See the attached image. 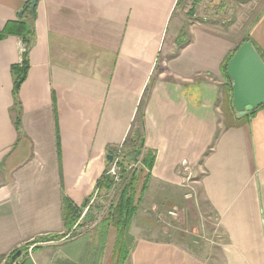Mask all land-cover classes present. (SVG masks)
<instances>
[{
	"label": "crops",
	"instance_id": "1",
	"mask_svg": "<svg viewBox=\"0 0 264 264\" xmlns=\"http://www.w3.org/2000/svg\"><path fill=\"white\" fill-rule=\"evenodd\" d=\"M29 1L0 0V32ZM179 3L39 0L18 105L11 68L21 62V43L0 39V257L63 233L62 195L78 207L91 201L109 152L134 150L140 128V157L155 160L124 264H264V104L238 117L232 81L221 72L246 41L264 57V0H234L231 8L229 0H205L236 18L200 19L197 11L186 30ZM244 7L257 11L241 27ZM193 201L208 212L211 231L196 221ZM173 210L177 219L154 223ZM81 245L68 241L30 260L96 263L95 249Z\"/></svg>",
	"mask_w": 264,
	"mask_h": 264
},
{
	"label": "rangeland",
	"instance_id": "2",
	"mask_svg": "<svg viewBox=\"0 0 264 264\" xmlns=\"http://www.w3.org/2000/svg\"><path fill=\"white\" fill-rule=\"evenodd\" d=\"M196 1L197 0H180L179 7H178L179 9L177 10V14L182 18L183 29L185 30L189 25V21L198 19L197 11H199V13L201 14L200 19H203V18L208 19V20L214 19V15L218 14L217 18L219 19L225 18V21H228V23H232L233 19L236 18L234 17V15L231 16L232 10L230 11V16H227V12L229 10L222 11L220 10L221 8H217L215 6L214 8L204 7L205 0L202 3L200 2V4H196L195 3ZM229 1H230L229 8H231L232 6L231 3L234 0L233 1L229 0ZM244 1L245 0H241V2H244ZM199 7L201 8L198 9ZM256 11L257 10L249 9L245 7L243 10H241V17L239 18L241 20V27H243L244 24L246 25L247 21H249L255 15ZM194 14L196 15V17H194ZM246 16H248L249 18L246 19ZM235 28H237V26H235ZM109 156L112 157V160L110 162L106 160L107 162H106V167L104 170L105 172L103 173V175L106 174L110 178V181L112 182L111 188L109 190H106L104 187H101L99 189L96 188L97 194L95 198L92 199L93 201H90L89 199L86 202L87 205L81 215V218L75 223V225L69 231L66 238L60 239L58 241L47 242L48 239L53 238V237L56 238L58 236L42 235L40 237H37L33 241L26 243L25 245H22L21 247H18L17 249L21 250L22 253H21L20 258L17 259L16 264H30L31 263V260H30L31 252L43 250L51 254V253L57 252L56 249L58 247L60 248L63 247V245L67 244L68 241L69 242L77 241V245L79 246L82 244L81 248L83 249L94 248L95 249L94 255H92V257L95 258L96 263H93V264H113L114 260H112V254H113V248H114L117 235L115 231L111 228L112 226L110 227L109 225L110 222L108 223L109 226L106 227V226H103L104 223L102 221H104L107 218L106 216L109 214L110 208L116 205L117 200H118L119 191L122 189L125 183L130 179L131 174L135 170H138L139 168H141V165H142L141 160L140 161L138 160L140 158L142 159V157H139V159H137L138 162L136 161L132 165V164H129L127 161L122 160V156H123L122 154L120 162H118V165L116 167V175L119 181L117 180L114 181V178L112 177V175L108 173L112 169L113 162L115 161V158H116L114 149H112L109 152ZM121 165L123 166L124 171L120 169V167H122ZM194 203L195 202L193 201L192 207L194 208V211L196 214L195 215L196 221L198 220L199 223L203 222L204 225L207 221V228L210 229L209 231H211V228H213V225H212L211 219L208 218L207 216L208 212L206 210H203L204 212L198 211L197 206H194ZM173 211L176 214L175 216H171L168 213H163V214H160L158 218L157 217L154 218V223L155 224L161 223L163 225L162 221H164L166 218L177 219L179 217L178 212L177 210H173ZM188 217H189L188 221H191V219L194 221L192 212L188 213ZM179 220L180 218L178 219V221ZM131 222H130V226H131ZM130 226H129V229H130ZM186 229H187V226H186ZM183 230H185V227ZM64 233H65V230L63 231V233L59 235L62 236L64 235ZM128 235L131 240L129 241V244H131L133 241V237L131 236V234H129V230H128ZM51 243H53V245H51ZM59 251H62V249H60ZM9 255H11V252L6 256L8 257ZM7 257L4 260L0 261V264H10V261L9 262L7 261Z\"/></svg>",
	"mask_w": 264,
	"mask_h": 264
},
{
	"label": "trees",
	"instance_id": "3",
	"mask_svg": "<svg viewBox=\"0 0 264 264\" xmlns=\"http://www.w3.org/2000/svg\"><path fill=\"white\" fill-rule=\"evenodd\" d=\"M34 25H35V15L34 17H31L28 11H26L24 15L22 16V18L16 21L7 22L4 29L0 32L1 40L6 37L13 36V37L18 38L20 40V43L25 48V52L22 54L20 64L14 65L11 68L12 75L14 77L13 98H14L15 104L17 105H18V92H19L20 86L25 81L28 70H29L28 54L36 40ZM182 38H183V35H181L177 41L178 47H181L183 44ZM236 50L232 52L224 60L223 65L221 67V72L228 79L230 83H231V80L226 75V65L230 61V59L232 58ZM258 55L261 61H263L264 63V57L260 53H258ZM230 105H231V100H230ZM253 112L254 110L251 111L249 114H252ZM140 123H142V117H141L139 124ZM16 127L17 129L19 128L18 122L16 123ZM134 140L136 141V145H135L136 150L134 149L132 151H128L126 147V150L124 149L123 156H122V160L127 161L129 164H132V163L134 164L137 161V159H139V157L141 156L140 154L139 157L133 160L135 153L137 151H141L143 148L141 146V143L143 141V136L140 135V128L136 130ZM57 151H58V156L60 158L59 143H57ZM154 160H155V157L150 152H146L142 156L141 168H139L138 170H135L131 174L130 179L125 183V185L119 191L118 200H117L116 205L110 208L109 210L110 212L106 216L107 218L104 221H102L105 224V225L103 224V226H106V227L109 225L110 227L112 226L111 228L115 231L117 235L114 248H113V254H112V260H114L113 264H124V262L126 261L128 257L129 248L131 245L129 244V241L131 240L128 235L130 222L134 214L136 213L137 205L140 202V199L146 190L147 184L149 182L150 171L153 167ZM120 169L123 170V166L120 167ZM111 185H112V182L110 181V178L106 174H104L101 177V179L97 181L96 188L99 189L101 187H104L106 190H109L111 188ZM86 205L87 204L78 207L71 200H69L65 195H62V223H63L65 233L62 236L56 235L58 237L56 238L53 237L54 239L50 238L47 240V242L58 241L60 239L66 238L69 231L72 229L75 223L81 218V215L84 209L86 208ZM17 252L22 253L21 250L14 249L13 251H11V255H9L8 257L1 256L0 261L4 260L7 257V261L9 262L11 257ZM30 264H32V262ZM54 264H75V263H72L69 261L57 260Z\"/></svg>",
	"mask_w": 264,
	"mask_h": 264
},
{
	"label": "water",
	"instance_id": "4",
	"mask_svg": "<svg viewBox=\"0 0 264 264\" xmlns=\"http://www.w3.org/2000/svg\"><path fill=\"white\" fill-rule=\"evenodd\" d=\"M39 0H30L18 13V19L28 11L34 17ZM226 74L232 81V106L238 117L245 116L248 112L264 104V63L250 42H244L236 50L226 65ZM144 141L141 146L143 147ZM141 151H137L133 160L139 157ZM107 161L112 157L107 156ZM21 252L15 253L10 264H16Z\"/></svg>",
	"mask_w": 264,
	"mask_h": 264
},
{
	"label": "built area",
	"instance_id": "5",
	"mask_svg": "<svg viewBox=\"0 0 264 264\" xmlns=\"http://www.w3.org/2000/svg\"><path fill=\"white\" fill-rule=\"evenodd\" d=\"M20 50H21V55H22L25 52V48H24V46L22 44L20 45ZM114 151H115L116 158H115V161L113 162L112 169L108 173L112 175V177L114 178V181L115 180L119 181V179H118V177L116 175V167L118 165V162H120L121 155L124 152V144H121L118 147H116ZM181 166L184 168V171L187 170V167H186V164L185 163H182ZM96 194H97V190L95 191L93 197L91 198V201H93L92 199L95 198ZM185 198L186 199H191V194L190 193H187V195L185 196ZM168 214L171 215V216H175L176 215L174 213V211H169Z\"/></svg>",
	"mask_w": 264,
	"mask_h": 264
}]
</instances>
